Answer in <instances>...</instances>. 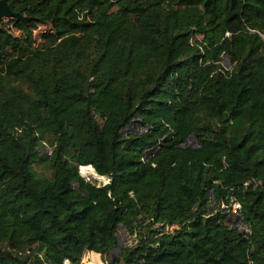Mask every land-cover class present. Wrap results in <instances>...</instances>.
Instances as JSON below:
<instances>
[{"label":"trees","instance_id":"16d2710c","mask_svg":"<svg viewBox=\"0 0 264 264\" xmlns=\"http://www.w3.org/2000/svg\"><path fill=\"white\" fill-rule=\"evenodd\" d=\"M6 1L0 264H264V0Z\"/></svg>","mask_w":264,"mask_h":264},{"label":"rangeland","instance_id":"374dc122","mask_svg":"<svg viewBox=\"0 0 264 264\" xmlns=\"http://www.w3.org/2000/svg\"><path fill=\"white\" fill-rule=\"evenodd\" d=\"M0 23V26L6 28V30H8L12 35L16 36L19 35V31L16 30L13 25H12V21L10 20V18H2ZM48 30V26L46 25H37L36 28L32 31V35L34 38V46H36L37 44H39L41 42V38H40V34L42 32H45ZM219 64L224 68V69H228L229 68V63H228V58L226 56H221V60L219 62ZM136 132L137 129L133 126V125H128L125 128V132ZM189 144H193L194 141L192 139L188 140ZM46 151H49V149H47ZM37 170H42L44 173H48L49 169L48 166L45 162H38L37 163ZM80 170V169H79ZM80 173V171H79ZM84 180L90 181L92 183L95 184H103L107 181V179L102 176V178L99 177H95L89 173H86L85 175H80ZM235 204V203H234ZM234 204L232 205L231 209H230V213L227 216V224H230L232 227H237L241 232H247V228L242 225L235 216V206ZM213 205H211L212 208ZM220 208H222V205L219 206ZM223 211H226L225 208H222ZM168 229V228H166ZM132 237L128 236L126 234V232L124 231L123 227H118L117 228V232H116V246L110 251V253L108 255H106V258L111 257V256H116L119 249L126 244H130L132 243ZM63 264H67V262H64ZM79 264H105L104 262L101 261L99 255H97L96 257L90 255L88 252H84Z\"/></svg>","mask_w":264,"mask_h":264},{"label":"water","instance_id":"95a60500","mask_svg":"<svg viewBox=\"0 0 264 264\" xmlns=\"http://www.w3.org/2000/svg\"><path fill=\"white\" fill-rule=\"evenodd\" d=\"M2 18H12L14 21H20L23 23H26L29 20V17L23 16L19 12L12 11L6 0H0V20Z\"/></svg>","mask_w":264,"mask_h":264},{"label":"bare ground","instance_id":"6f19581e","mask_svg":"<svg viewBox=\"0 0 264 264\" xmlns=\"http://www.w3.org/2000/svg\"><path fill=\"white\" fill-rule=\"evenodd\" d=\"M79 169H80V167H79ZM80 171V175H85L86 173H89V174H91V175H93V176H95V177H98L95 173H94V171H92L90 168H83V169H80L79 170ZM99 178H102V177H99Z\"/></svg>","mask_w":264,"mask_h":264},{"label":"built area","instance_id":"2783aa9c","mask_svg":"<svg viewBox=\"0 0 264 264\" xmlns=\"http://www.w3.org/2000/svg\"><path fill=\"white\" fill-rule=\"evenodd\" d=\"M234 206H235V209L238 208V204L237 203H235Z\"/></svg>","mask_w":264,"mask_h":264}]
</instances>
